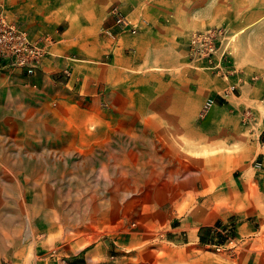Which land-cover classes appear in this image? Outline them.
I'll return each mask as SVG.
<instances>
[{"label": "rangeland", "instance_id": "374dc122", "mask_svg": "<svg viewBox=\"0 0 264 264\" xmlns=\"http://www.w3.org/2000/svg\"><path fill=\"white\" fill-rule=\"evenodd\" d=\"M68 1L91 9L70 17L71 63L88 29L92 64L113 67L116 7L135 64L0 80V264H264V0ZM214 30L212 61L192 57ZM202 74L232 76L209 108Z\"/></svg>", "mask_w": 264, "mask_h": 264}, {"label": "crops", "instance_id": "0c3cea01", "mask_svg": "<svg viewBox=\"0 0 264 264\" xmlns=\"http://www.w3.org/2000/svg\"><path fill=\"white\" fill-rule=\"evenodd\" d=\"M59 1L60 0H0V7L4 9L8 20L25 29L32 41L41 43L45 41L48 50L47 55L41 61L34 75L28 76L22 69H8L4 67L0 68V80L11 81L16 78L22 79V77H24V80L28 79V82L31 80L36 83L40 77L42 78V81H44L51 73L64 72L66 71V66H71L72 64L73 73L79 71V68L81 67L83 68L81 69L83 73L81 77L86 81L90 80L92 83H95L96 80H110V68H113V71H116L118 75H123V69H129L130 65L135 64L132 59L122 57L120 51L121 45L119 44L120 39L124 37H132L124 34L122 32L123 30L118 29L113 22L114 19L113 16L110 15V12H108L107 15V17H110L108 18L109 21L107 20L105 32L108 37L114 39V45L111 44V47L108 49L110 52L112 51L110 64L113 67L98 68L92 64L93 60L90 58L97 55L95 46L96 40L88 29L84 31L83 38L78 42L81 44V47H83L84 59L82 60H85V63H71L68 59L81 60V58L76 56V49L70 48L72 42L78 39V37L73 34L78 31L79 27L76 22L74 24L72 23L70 17H90L91 9L89 7H83L84 5H82L81 9L70 7V2L67 0L63 3L62 8L64 17L50 21V16L53 13L52 10L59 7ZM102 4L103 1L101 2V5ZM43 12L44 14H42ZM121 13L125 15L122 11ZM125 16L127 17V15ZM86 25L87 24H84L82 27H85ZM45 38L49 40H44ZM137 42L139 43L138 40ZM156 68L159 69L161 67L156 66ZM230 77L232 76L229 75L228 78L225 76L222 79H218L208 74L194 76L198 81V87H200L197 89L199 93L197 99L199 105L207 98H215L217 100L216 102L219 104L221 99H223L224 96H227L223 95L220 90L224 85H227L230 82ZM34 86H36V84H34ZM217 107L219 106H215L214 109ZM258 152H255V154H258ZM198 170L199 169L197 168V171ZM173 230L183 232L185 236L188 235V231L184 227H175Z\"/></svg>", "mask_w": 264, "mask_h": 264}, {"label": "built area", "instance_id": "2783aa9c", "mask_svg": "<svg viewBox=\"0 0 264 264\" xmlns=\"http://www.w3.org/2000/svg\"><path fill=\"white\" fill-rule=\"evenodd\" d=\"M114 23L119 30L128 29L135 32L129 20L116 7L111 11ZM217 31L195 32L189 39V49L192 57L212 61L216 48ZM49 40V39H44ZM46 42L32 41L25 29L10 22L2 7H0V68L22 69L25 74L32 76L36 73L41 61L47 55ZM216 66H218L216 64ZM235 85L230 86L233 91ZM214 103L209 98L206 107Z\"/></svg>", "mask_w": 264, "mask_h": 264}, {"label": "trees", "instance_id": "16d2710c", "mask_svg": "<svg viewBox=\"0 0 264 264\" xmlns=\"http://www.w3.org/2000/svg\"><path fill=\"white\" fill-rule=\"evenodd\" d=\"M218 224H221V222H218ZM206 229H211V228L210 227H206ZM219 232H221V231H219ZM200 239H201V241H205L206 240L204 235H200Z\"/></svg>", "mask_w": 264, "mask_h": 264}, {"label": "bare ground", "instance_id": "6f19581e", "mask_svg": "<svg viewBox=\"0 0 264 264\" xmlns=\"http://www.w3.org/2000/svg\"><path fill=\"white\" fill-rule=\"evenodd\" d=\"M212 198V197H211Z\"/></svg>", "mask_w": 264, "mask_h": 264}]
</instances>
